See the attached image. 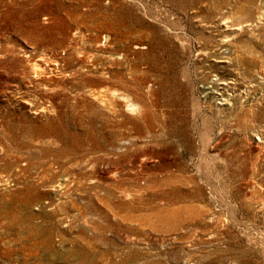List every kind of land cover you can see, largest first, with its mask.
<instances>
[{
	"label": "rangeland",
	"instance_id": "374dc122",
	"mask_svg": "<svg viewBox=\"0 0 264 264\" xmlns=\"http://www.w3.org/2000/svg\"><path fill=\"white\" fill-rule=\"evenodd\" d=\"M262 10L0 0V264H264Z\"/></svg>",
	"mask_w": 264,
	"mask_h": 264
},
{
	"label": "bare ground",
	"instance_id": "6f19581e",
	"mask_svg": "<svg viewBox=\"0 0 264 264\" xmlns=\"http://www.w3.org/2000/svg\"><path fill=\"white\" fill-rule=\"evenodd\" d=\"M263 16H264V10H262V12L260 13V15H258L257 18L260 19ZM237 25L238 26L237 27H234L233 29H235V30L236 29H243V25L241 23H237ZM248 25H250V23ZM251 28L254 29L253 27H251ZM226 40H228V39H226ZM229 41H231V40L229 39ZM221 83L222 82H219V84H221ZM224 84L227 85L228 82H225ZM229 89H231V88L229 87ZM242 93H244V95H246L247 94V90L245 89L244 91L243 90L240 91V90H233V89H231V92L229 94L230 95L229 97H227V96L226 97H223L222 96L223 95L222 93H217L221 97V98H219L220 100H218L217 103L218 104H227L228 105L227 108H228L229 115L226 114L225 115V118H227L228 116H232V117L239 116V114L241 112H243L244 105H243L242 101L240 100V97H242ZM117 94H116V96H117ZM120 97H122L123 99H125L126 107H127L128 110H134V109H136L138 107V105H136L137 103L132 102L127 96L120 95ZM243 97H245V96H243Z\"/></svg>",
	"mask_w": 264,
	"mask_h": 264
}]
</instances>
